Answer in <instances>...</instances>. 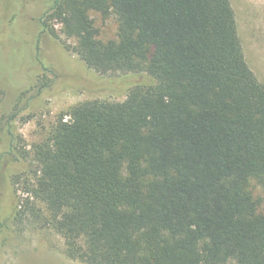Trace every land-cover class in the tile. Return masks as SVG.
Returning a JSON list of instances; mask_svg holds the SVG:
<instances>
[{
	"label": "trees",
	"instance_id": "16d2710c",
	"mask_svg": "<svg viewBox=\"0 0 264 264\" xmlns=\"http://www.w3.org/2000/svg\"><path fill=\"white\" fill-rule=\"evenodd\" d=\"M40 22L87 68L148 80L22 148L8 219L42 218L84 264H264V84L230 0H51Z\"/></svg>",
	"mask_w": 264,
	"mask_h": 264
},
{
	"label": "rangeland",
	"instance_id": "374dc122",
	"mask_svg": "<svg viewBox=\"0 0 264 264\" xmlns=\"http://www.w3.org/2000/svg\"><path fill=\"white\" fill-rule=\"evenodd\" d=\"M50 1L0 0V218L6 220L0 231V264H84L65 254L63 238L42 218L8 219L14 196L11 176L28 169L29 163L19 157L21 149L47 137L61 113L86 100L121 101L133 83L148 80L145 74L102 75L87 68L43 32L40 17ZM230 2L246 62L264 84V0ZM91 15L102 39L115 37L113 16ZM59 27L54 26L56 32L67 40ZM7 122L18 137V153Z\"/></svg>",
	"mask_w": 264,
	"mask_h": 264
}]
</instances>
